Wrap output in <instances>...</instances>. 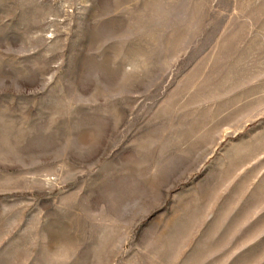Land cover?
Here are the masks:
<instances>
[{
    "label": "rangeland",
    "instance_id": "rangeland-1",
    "mask_svg": "<svg viewBox=\"0 0 264 264\" xmlns=\"http://www.w3.org/2000/svg\"><path fill=\"white\" fill-rule=\"evenodd\" d=\"M0 264H264V0H0Z\"/></svg>",
    "mask_w": 264,
    "mask_h": 264
}]
</instances>
